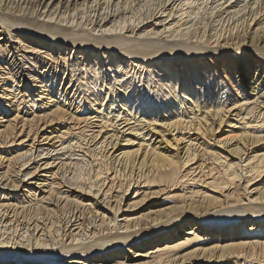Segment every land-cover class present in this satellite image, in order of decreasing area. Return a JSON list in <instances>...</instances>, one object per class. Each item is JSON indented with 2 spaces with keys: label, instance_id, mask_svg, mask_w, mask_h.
<instances>
[{
  "label": "bare ground",
  "instance_id": "obj_1",
  "mask_svg": "<svg viewBox=\"0 0 264 264\" xmlns=\"http://www.w3.org/2000/svg\"><path fill=\"white\" fill-rule=\"evenodd\" d=\"M262 97L264 0H0V264H264Z\"/></svg>",
  "mask_w": 264,
  "mask_h": 264
},
{
  "label": "rangeland",
  "instance_id": "obj_2",
  "mask_svg": "<svg viewBox=\"0 0 264 264\" xmlns=\"http://www.w3.org/2000/svg\"><path fill=\"white\" fill-rule=\"evenodd\" d=\"M15 34V33H14ZM218 67H220V66H218ZM262 100H264V97H262L261 98ZM263 103H264V101H263ZM262 103V104H263ZM149 199V198H148ZM157 199H160L159 197H155V198H153V199H151V200H146L145 201V204H143L142 206H140L138 209H135L134 211H131L132 213H137V214H142V213H148L149 211H152V210H154V209H157V208H160V207H158V206H153V201H155V200H157ZM152 202V203H151ZM146 203H149V204H146ZM150 204H152V205H150ZM29 209H30V211H29ZM32 211H33V213L35 214V210H31V208H27L26 210H24V211H21V215L19 216V224H20V226H22L24 223L26 224V223H31V222H35L37 219V216L38 215H34L33 213H32ZM33 215H32V214ZM28 214V215H27ZM63 216V215H62ZM24 217H26L27 218V220H26V218H24ZM33 217H34V219H33ZM38 217H41V215H39ZM22 223H21V222ZM22 224V225H21ZM174 232L175 233H177L178 232V230L176 229V230H174ZM7 235V234H6ZM5 235V236H6ZM14 236H15V238H14ZM9 237H11L13 240L15 239H17V234H9Z\"/></svg>",
  "mask_w": 264,
  "mask_h": 264
}]
</instances>
